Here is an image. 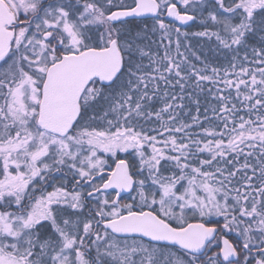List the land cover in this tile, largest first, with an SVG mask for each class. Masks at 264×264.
Listing matches in <instances>:
<instances>
[{
	"label": "snow or ice",
	"instance_id": "6c2138e0",
	"mask_svg": "<svg viewBox=\"0 0 264 264\" xmlns=\"http://www.w3.org/2000/svg\"><path fill=\"white\" fill-rule=\"evenodd\" d=\"M0 264H264V0H0Z\"/></svg>",
	"mask_w": 264,
	"mask_h": 264
},
{
	"label": "rangeland",
	"instance_id": "374dc122",
	"mask_svg": "<svg viewBox=\"0 0 264 264\" xmlns=\"http://www.w3.org/2000/svg\"><path fill=\"white\" fill-rule=\"evenodd\" d=\"M111 162V161H110Z\"/></svg>",
	"mask_w": 264,
	"mask_h": 264
}]
</instances>
